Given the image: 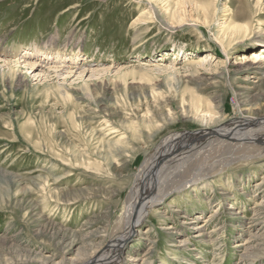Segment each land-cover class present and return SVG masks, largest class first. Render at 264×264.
I'll use <instances>...</instances> for the list:
<instances>
[{
    "label": "rangeland",
    "instance_id": "1",
    "mask_svg": "<svg viewBox=\"0 0 264 264\" xmlns=\"http://www.w3.org/2000/svg\"><path fill=\"white\" fill-rule=\"evenodd\" d=\"M253 41L264 0H0V264L107 253L173 135L193 137L163 168L180 173L114 264H264V140L204 135L264 117ZM45 48L60 55L13 64Z\"/></svg>",
    "mask_w": 264,
    "mask_h": 264
},
{
    "label": "bare ground",
    "instance_id": "2",
    "mask_svg": "<svg viewBox=\"0 0 264 264\" xmlns=\"http://www.w3.org/2000/svg\"><path fill=\"white\" fill-rule=\"evenodd\" d=\"M253 45L264 46V42L253 41ZM45 52L48 58H49V55H57V56L60 55L59 50L53 51L52 49V52L50 53L48 52L47 48H45L44 51L41 49L40 51L35 50V54H37L35 58L30 56V54L28 55L26 53L23 59L20 58L17 60L16 63L13 62V64L14 65L24 64V65H29V66L38 65V63L40 64L42 61L41 56L38 57V54L41 53V55L44 56ZM7 54L8 52H6L4 49L0 50V64L2 63L5 66H7V65H10V63H12L7 60L6 58ZM31 58H33L34 61L27 60ZM203 62H204V59H202L201 62L199 63H203ZM254 120H258V122L255 124L252 123ZM240 122L241 124L244 123V125L237 129L238 123ZM228 126L230 130H228V128L226 129L224 127H221L219 129L210 131V133L209 132L205 133L204 135H206L205 137H207L206 140L210 141L211 139H216L215 138L216 135L223 136V138H235L236 139L238 137L235 135L238 132V130L240 132L247 130V132H242V133H245V134L248 133L249 135H253V138L251 139L247 138V142H252L256 140H264V117H257V119L245 117L238 121L230 122ZM233 132L235 134H232ZM202 137L203 135L200 136V138L204 140L205 138H202ZM191 139H193V137L191 136L187 137V135H184V137L183 135L168 136L162 139V141L156 147L154 153L148 156L144 160L141 166V170L138 173V176L136 177V180L134 182V186L131 188V191L127 195L126 200H125V206H126L125 218H124V223L122 225V231L121 233L119 232L121 235H118L115 238V240H113V243L112 245H110L108 252L107 253L105 252L106 254L103 253L100 255L92 256L89 264H114V262L117 261L118 257L120 256V253L118 250L121 248L122 244L126 242L127 236H129L128 232L130 231V229L134 225H138L140 223V221L143 219L144 215L146 214L147 209L149 208L151 209L155 207L156 205L160 204V202H162L165 196L169 193V189L171 185L173 184V182L175 181V178L178 176V172L180 173L181 169L178 170L177 168L178 166L172 165L170 170L168 171L166 170V172H164L163 168H165V166H168L169 164H172L174 160V159H172V161L170 160L172 156L175 157V155L184 148H185L184 150H186L188 147L190 148L188 143L191 141ZM214 142L216 143V145H219L220 142L222 141L216 139ZM211 144H213V142ZM250 146L256 147L255 145L254 146L250 145ZM262 151L263 149H261L260 153H261V156L263 157L264 153ZM206 166H209V165L207 164ZM207 168H210V166ZM204 175L205 174L203 173L199 175L198 177L201 178V177H204ZM187 185H188L187 183L184 184L180 189L184 188ZM257 212L258 211H256V213ZM256 215L259 216L260 213H257ZM199 236L200 235H197V237ZM244 246L238 245L236 247L242 248ZM109 253L111 255L108 258L107 256L109 255Z\"/></svg>",
    "mask_w": 264,
    "mask_h": 264
}]
</instances>
